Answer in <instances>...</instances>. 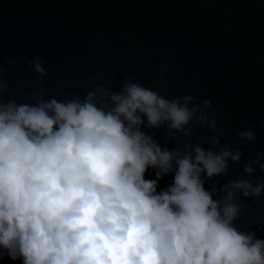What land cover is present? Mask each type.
Returning a JSON list of instances; mask_svg holds the SVG:
<instances>
[{
    "label": "clouds",
    "instance_id": "9594fccd",
    "mask_svg": "<svg viewBox=\"0 0 264 264\" xmlns=\"http://www.w3.org/2000/svg\"><path fill=\"white\" fill-rule=\"evenodd\" d=\"M34 70L45 74L39 63ZM95 95L89 92L83 101L0 103V261L264 264V239L233 226L241 209L232 202L233 189L256 197L264 182H229L221 201L201 179L202 173L209 179L225 173L227 159L238 161L242 153L197 145L181 155L162 150L140 130L146 120L150 129L167 122L182 131L197 112L188 107L194 97L180 103L127 83L122 93L110 95L109 109L103 101L98 106ZM210 124L215 130V121ZM239 135L256 138L251 130ZM149 168L158 169L153 180L145 179ZM244 170L253 172L250 165ZM169 172L171 184L157 192Z\"/></svg>",
    "mask_w": 264,
    "mask_h": 264
},
{
    "label": "water",
    "instance_id": "95a60500",
    "mask_svg": "<svg viewBox=\"0 0 264 264\" xmlns=\"http://www.w3.org/2000/svg\"><path fill=\"white\" fill-rule=\"evenodd\" d=\"M127 83L180 103L194 97L188 107L197 112L182 131L167 122L140 126L162 150L183 155L199 145L242 153L227 159L225 173L201 174L214 200L224 199L229 182H264V0H0V103L83 101L95 92L94 102L110 109V95ZM202 113L206 119L198 121ZM247 130L254 140L239 135ZM157 171L149 168L145 179ZM172 179L173 172L164 175L157 192ZM233 191L241 209L233 226L264 239V190L256 197Z\"/></svg>",
    "mask_w": 264,
    "mask_h": 264
}]
</instances>
